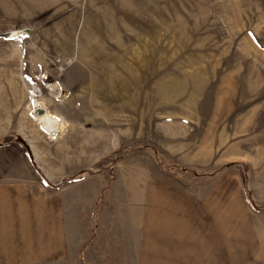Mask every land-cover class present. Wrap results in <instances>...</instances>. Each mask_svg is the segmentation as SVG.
Returning a JSON list of instances; mask_svg holds the SVG:
<instances>
[{"label":"rangeland","instance_id":"374dc122","mask_svg":"<svg viewBox=\"0 0 264 264\" xmlns=\"http://www.w3.org/2000/svg\"><path fill=\"white\" fill-rule=\"evenodd\" d=\"M20 175L103 250L160 192L198 238L257 239L264 0H0V181ZM92 244L74 264H112Z\"/></svg>","mask_w":264,"mask_h":264},{"label":"crops","instance_id":"0c3cea01","mask_svg":"<svg viewBox=\"0 0 264 264\" xmlns=\"http://www.w3.org/2000/svg\"><path fill=\"white\" fill-rule=\"evenodd\" d=\"M12 177L16 180L0 181V264H74L92 243L94 250L100 248L101 255L113 258L105 259L112 264L115 257L120 264H264V232L254 241L237 242L231 253L229 247L225 251L222 238H198L191 225L176 222L179 218L170 209L177 200L165 192L152 196L151 212L141 211L134 239L120 237L103 250L106 242L97 244L91 238L93 224L87 230L72 218L69 221L62 201L41 190L33 193L25 176ZM139 199L143 204V197ZM125 227L120 224L118 231L125 232ZM80 230L88 232L82 233V241Z\"/></svg>","mask_w":264,"mask_h":264},{"label":"bare ground","instance_id":"6f19581e","mask_svg":"<svg viewBox=\"0 0 264 264\" xmlns=\"http://www.w3.org/2000/svg\"><path fill=\"white\" fill-rule=\"evenodd\" d=\"M6 36L8 37V39H12V38H14L15 35L8 34ZM31 113H32V115H34L35 120L37 121V123L40 125L41 129L46 134L55 135L58 133V130L60 129L59 120L56 118H53L52 116L48 115L47 113H44L38 103L34 102Z\"/></svg>","mask_w":264,"mask_h":264},{"label":"water","instance_id":"95a60500","mask_svg":"<svg viewBox=\"0 0 264 264\" xmlns=\"http://www.w3.org/2000/svg\"><path fill=\"white\" fill-rule=\"evenodd\" d=\"M16 141H17L18 143H20V144L25 148L26 152H27L28 155H29L30 160L33 161L30 147L26 144V142H25L21 137H17V138H16Z\"/></svg>","mask_w":264,"mask_h":264}]
</instances>
